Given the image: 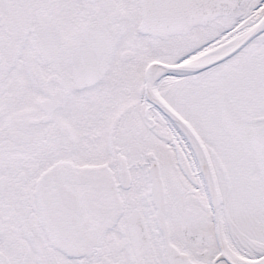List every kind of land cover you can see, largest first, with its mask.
<instances>
[{
  "label": "snow or ice",
  "instance_id": "1",
  "mask_svg": "<svg viewBox=\"0 0 264 264\" xmlns=\"http://www.w3.org/2000/svg\"><path fill=\"white\" fill-rule=\"evenodd\" d=\"M0 264H264V0H0Z\"/></svg>",
  "mask_w": 264,
  "mask_h": 264
}]
</instances>
